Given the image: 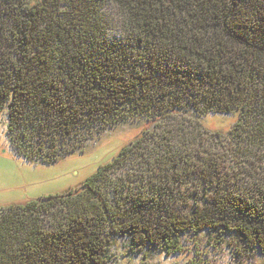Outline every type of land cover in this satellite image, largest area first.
<instances>
[{"label":"trees","instance_id":"1","mask_svg":"<svg viewBox=\"0 0 264 264\" xmlns=\"http://www.w3.org/2000/svg\"><path fill=\"white\" fill-rule=\"evenodd\" d=\"M3 111L42 163L119 120L183 121L76 189L0 206V264H106L114 234L174 253L202 229L264 250V0H0ZM208 112L237 114L227 145Z\"/></svg>","mask_w":264,"mask_h":264},{"label":"rangeland","instance_id":"2","mask_svg":"<svg viewBox=\"0 0 264 264\" xmlns=\"http://www.w3.org/2000/svg\"><path fill=\"white\" fill-rule=\"evenodd\" d=\"M29 2L34 4L41 0ZM181 116H175L172 120L174 125L176 120L183 121ZM196 119L207 129L208 135L217 133L216 139L220 138L227 145L228 131L237 120V114L208 112ZM5 120L3 111L0 113V206L76 189L99 164L112 160L121 147L173 124L170 120L152 122L145 117L119 120L109 126L93 128L79 148L53 162L42 163L29 161L16 153L8 139ZM231 164L232 161L225 158L221 169H230ZM185 184L188 183L181 185L185 193L194 190V184ZM200 202L205 200L200 198ZM180 245L182 249L179 252L166 253L160 246L139 245L131 242L127 235L114 234L106 264H264V250L239 236L236 230L218 236L205 229L184 233L180 237Z\"/></svg>","mask_w":264,"mask_h":264}]
</instances>
